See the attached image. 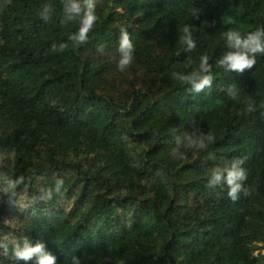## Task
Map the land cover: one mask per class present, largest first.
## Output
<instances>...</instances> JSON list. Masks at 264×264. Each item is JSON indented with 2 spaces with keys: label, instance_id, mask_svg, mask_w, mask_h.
<instances>
[{
  "label": "trees",
  "instance_id": "trees-1",
  "mask_svg": "<svg viewBox=\"0 0 264 264\" xmlns=\"http://www.w3.org/2000/svg\"><path fill=\"white\" fill-rule=\"evenodd\" d=\"M68 2L0 0V236L56 264H264V54L217 65L221 33L264 27V0H92L76 45ZM202 55L213 79L195 92L179 77Z\"/></svg>",
  "mask_w": 264,
  "mask_h": 264
},
{
  "label": "clouds",
  "instance_id": "clouds-1",
  "mask_svg": "<svg viewBox=\"0 0 264 264\" xmlns=\"http://www.w3.org/2000/svg\"><path fill=\"white\" fill-rule=\"evenodd\" d=\"M85 8L81 15L80 0H69L63 8L64 18L79 19L80 26L78 32L70 39L76 45L79 41L86 38V33L91 29L97 20V16L93 11L92 0H83ZM47 8L40 12L44 16ZM195 15V13H194ZM47 18V17H45ZM183 43H187L188 48H192L193 41L190 38L189 27L183 28ZM224 43L227 45L229 51L223 54L222 58L217 61V65L224 67L227 71H235L237 73L243 72L245 69H251L256 63L258 54H264V27L257 28L254 32L248 33L241 38L240 33L235 30H227L221 33ZM119 49L121 52V59L119 64L121 66L127 65L132 59L133 46L129 40V35L124 29H121L119 39ZM208 56L202 55L199 59V66L197 70L190 74H183L179 77L181 82L192 83L193 91L199 92L211 85L213 76L211 74V65L208 64ZM197 77L199 79L197 80ZM232 98L235 94L230 92ZM240 161H235L231 167L224 169L226 172L225 180L231 186L229 195H232L236 188L239 187L236 181L243 179L244 172L238 167ZM216 181L220 179V171L214 173ZM63 182L56 180L51 188H46L43 191L40 199L47 201L52 198L53 193L58 191ZM14 195V192L12 193ZM16 224L9 222V227L16 228ZM7 257L13 262L23 261L27 264L28 261H33V264H56V256L45 249V245L41 242L33 243L27 237L17 241L10 238L9 235L0 236V258ZM0 264H4L3 259H0ZM72 264H80L78 257L72 258Z\"/></svg>",
  "mask_w": 264,
  "mask_h": 264
}]
</instances>
